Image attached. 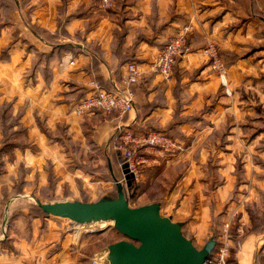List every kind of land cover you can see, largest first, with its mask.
I'll list each match as a JSON object with an SVG mask.
<instances>
[{
    "label": "crops",
    "instance_id": "1",
    "mask_svg": "<svg viewBox=\"0 0 264 264\" xmlns=\"http://www.w3.org/2000/svg\"><path fill=\"white\" fill-rule=\"evenodd\" d=\"M183 31L187 49L171 77L149 72L158 49ZM209 43L226 67L225 82L204 52ZM130 61L146 70L135 87L134 110L122 118L98 111L73 113L91 81L110 88ZM3 105L12 116L19 114L18 123L39 145L41 157L56 160L57 169L64 154L42 128L66 125L81 140L85 127L82 139L102 145L112 160L110 173L117 151L108 141L117 125L131 132L167 126L178 109L189 122L174 120L172 125L191 131L196 122L199 139L210 127L228 125L232 133L244 118L255 119L257 107L264 110V0H114L107 9L99 0H0V128ZM19 152L26 157L32 151ZM211 158V166H190L166 193L150 185L129 199H144L138 205L159 202L161 214L183 222L184 236L197 242L209 232L212 213L222 212L225 192L234 184L224 178V153L216 150ZM114 167L122 181L123 163ZM139 185L138 179L136 190ZM44 221L41 231L18 237L14 250L0 245V264H81L83 238L54 226L48 217ZM231 247L236 264H261L264 229L238 234Z\"/></svg>",
    "mask_w": 264,
    "mask_h": 264
},
{
    "label": "rangeland",
    "instance_id": "2",
    "mask_svg": "<svg viewBox=\"0 0 264 264\" xmlns=\"http://www.w3.org/2000/svg\"><path fill=\"white\" fill-rule=\"evenodd\" d=\"M79 95L82 96L81 93ZM7 106L2 107L0 128V245L5 249L14 250V243L18 237H30L35 228L41 231L47 222L30 196L41 202L61 200L92 202L104 196H115L116 186L109 170L110 159L105 157L102 145L91 144L88 139H82L84 133L88 132L85 127L79 133L81 140L72 137L66 125L58 126L54 131L47 130L48 142L57 143L59 151L64 154L59 162L61 166L57 169L56 160L41 157L39 145L33 143L26 135L25 128L18 123L19 114L12 116ZM254 118L252 120L250 116L249 119L241 120L240 126L234 127L232 133L228 125L220 126L217 130L210 127L199 139L194 135L201 129L196 122L192 121L191 131L172 125L174 120L180 123L189 122L188 119L184 120L183 116H179L177 109L173 120L167 126L136 127L132 130L135 135L149 131L163 132L182 146V150L174 153L175 155L162 152L156 147H142L136 152L140 161L135 183L139 179L140 185L137 190L136 187L133 188V196L136 192L142 193L150 188V185L152 190L164 188L163 191L166 193V189L169 190L190 166L195 168L200 165L211 166L213 153L216 150L224 153L222 164L224 178L233 180V187L225 192L222 212L217 215L212 213L214 216L211 217L207 235L197 242L192 239L197 248H201L211 237L216 240L209 256L212 262L216 247L224 234L231 240L238 234L244 235L253 231L258 233L264 229V110L257 107ZM231 134L235 139H232L234 140L232 142ZM108 143L114 148L111 138ZM24 148L32 151L27 152L26 157L19 152ZM35 156L38 158H33ZM121 159L123 157L117 150L113 155L114 165L118 166ZM113 163L110 166L115 172ZM148 174L152 177H148ZM115 176L121 179L122 174L118 171L115 172ZM122 182L124 183V179ZM152 190L150 192H153ZM24 194L27 196L22 197ZM143 200L128 199V203L132 207H137L144 202ZM195 202L193 200V203ZM48 219L52 220L54 226L62 227L66 233L74 234L75 238L80 237L81 240L83 238L85 242L83 251L86 257H81V264H92V259H97L98 264H107V261L103 262L101 258L107 256L108 244L125 239L108 223L96 228L91 225H76L64 218L48 216ZM230 249L228 259L231 261L233 254ZM258 261L264 264V256H259Z\"/></svg>",
    "mask_w": 264,
    "mask_h": 264
},
{
    "label": "water",
    "instance_id": "3",
    "mask_svg": "<svg viewBox=\"0 0 264 264\" xmlns=\"http://www.w3.org/2000/svg\"><path fill=\"white\" fill-rule=\"evenodd\" d=\"M123 169L124 183L113 177L115 196H104L92 202H41L30 197L48 216L68 219L73 224L106 221L112 225L125 239L108 244V264H206L216 240L211 237L197 248L184 236L183 222L161 214L159 202L130 206L128 199L133 194L135 175L128 172L124 163Z\"/></svg>",
    "mask_w": 264,
    "mask_h": 264
},
{
    "label": "built area",
    "instance_id": "4",
    "mask_svg": "<svg viewBox=\"0 0 264 264\" xmlns=\"http://www.w3.org/2000/svg\"><path fill=\"white\" fill-rule=\"evenodd\" d=\"M114 0H99V5L103 9L113 6ZM185 31L169 37L166 44L158 49L153 60L149 63V72L167 79L172 74L177 59L186 51ZM205 54L211 61L212 68L218 73L222 82H225L226 67L221 62L216 47L209 43L205 49ZM73 64V61H70ZM146 70L135 62L130 61L125 64V73L118 82H113L110 88L103 87L98 80L90 82L91 89L79 99L73 109V113L82 116L88 112L99 111L104 114H113L122 118L134 110L135 87L142 81ZM111 142L114 149L118 150L126 169L138 178V165L140 159L136 152L142 147L159 148L162 152L174 154L182 150V146L172 140L163 132L149 131L145 134L135 135L123 125H117ZM220 244L216 247L214 253V262L210 259L206 264H230L228 262L231 240L226 234L223 235ZM106 262V255L101 258ZM92 264H98L97 259L91 260Z\"/></svg>",
    "mask_w": 264,
    "mask_h": 264
},
{
    "label": "trees",
    "instance_id": "5",
    "mask_svg": "<svg viewBox=\"0 0 264 264\" xmlns=\"http://www.w3.org/2000/svg\"><path fill=\"white\" fill-rule=\"evenodd\" d=\"M167 42V41H166ZM166 42L160 47V48H162L165 44H166ZM178 60V59H177ZM103 87H105V88H107L104 84H103ZM177 87V86H176ZM175 87V88H176ZM175 94H176V91H175ZM8 107V106H7ZM176 116V115H175ZM1 120H2V116H1ZM44 131V133L46 134V132L48 133V131L46 130H43ZM132 133L134 134V132L132 131ZM117 151V150H116ZM110 161V160H109ZM112 161V160H111ZM120 162H122V163H124L123 162V159H121L120 161H119V163ZM110 170V169H109ZM111 175H112V177H114V178H116V176H115V172H113L112 170H111ZM117 179V178H116ZM86 202V201H85ZM41 211V210H40ZM41 213L45 216V217H48V215L47 214H45L44 212H42L41 211ZM254 232V231H253ZM237 237H235L234 239H236ZM230 251H231V254H233V256H234V253L236 252V249L234 248V247H231V249H230ZM233 256L231 257V261H230V259H228V261H229V263H231V264H236V262L234 261V258H233Z\"/></svg>",
    "mask_w": 264,
    "mask_h": 264
},
{
    "label": "bare ground",
    "instance_id": "6",
    "mask_svg": "<svg viewBox=\"0 0 264 264\" xmlns=\"http://www.w3.org/2000/svg\"><path fill=\"white\" fill-rule=\"evenodd\" d=\"M107 222L106 221H101V222H97V223H90V224H76V225H91V226H95L96 228H101L103 227ZM110 223H112V221H110ZM108 264V263H107Z\"/></svg>",
    "mask_w": 264,
    "mask_h": 264
}]
</instances>
